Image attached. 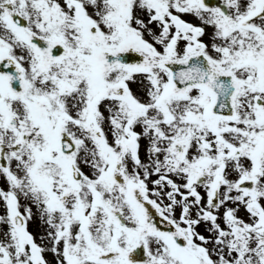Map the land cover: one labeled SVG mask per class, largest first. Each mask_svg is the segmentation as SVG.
Instances as JSON below:
<instances>
[{"label": "snow or ice", "instance_id": "snow-or-ice-1", "mask_svg": "<svg viewBox=\"0 0 264 264\" xmlns=\"http://www.w3.org/2000/svg\"><path fill=\"white\" fill-rule=\"evenodd\" d=\"M0 264H264V0H0Z\"/></svg>", "mask_w": 264, "mask_h": 264}]
</instances>
